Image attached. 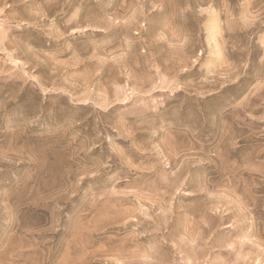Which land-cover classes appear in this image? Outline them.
Segmentation results:
<instances>
[{
  "label": "rangeland",
  "instance_id": "obj_1",
  "mask_svg": "<svg viewBox=\"0 0 264 264\" xmlns=\"http://www.w3.org/2000/svg\"><path fill=\"white\" fill-rule=\"evenodd\" d=\"M0 264H264V0H0Z\"/></svg>",
  "mask_w": 264,
  "mask_h": 264
}]
</instances>
